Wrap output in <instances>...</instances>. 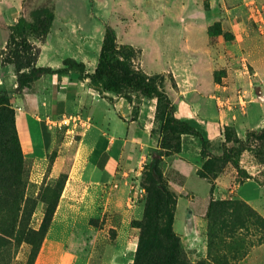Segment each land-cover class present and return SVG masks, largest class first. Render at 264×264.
<instances>
[{
  "label": "rangeland",
  "instance_id": "rangeland-1",
  "mask_svg": "<svg viewBox=\"0 0 264 264\" xmlns=\"http://www.w3.org/2000/svg\"><path fill=\"white\" fill-rule=\"evenodd\" d=\"M31 1L32 4L28 2L27 6L33 9L32 19L45 6L52 8L53 4L58 14L71 11V17L92 29L94 35H98L96 33L99 26L108 25L115 31L120 44L140 49L142 59L135 61V67L144 69L149 75L165 74L168 77L164 87L170 99L175 101L173 104L177 109L176 116L182 120L187 119L184 118L187 114L198 116L190 123L210 142V151L215 156L222 154L223 131L226 126L233 127L242 139L246 138L247 133L260 132L264 128V0H224L225 6L237 7L251 41L238 43L233 33L226 32L223 33L220 45L217 43V35L221 28L214 23L215 27L208 30L212 36L209 46L205 29L214 19L211 15H204V11L209 9V0ZM7 9L8 6L0 4V44L8 34L3 26L11 21ZM95 20L99 25L94 24ZM222 32L221 30L220 33ZM179 84L187 87L185 94H180ZM85 128L82 118L73 117L60 131L58 145L49 156L48 162L33 164L32 160L25 158L29 168L25 195L35 200L34 203H26L27 206L23 205L27 218L25 232L38 233L45 220L47 208L56 209L54 186H45L46 175L42 182H32V171L38 176L39 169H48L50 173L55 168H60L64 158L71 156V150H75L76 142ZM185 137L190 140L187 143L185 159L191 164H198L199 168L196 173L191 168L182 180L176 176L171 156L163 160L158 158L157 170L163 177V185L176 196L173 195L171 205L165 199L162 200V196L153 197L155 204L162 200L157 216L146 208L149 202L148 191L152 187L151 174L158 178L156 169L153 168L154 175L149 165L152 157L143 164L141 174L137 175L143 193L136 200H130L132 203L137 202L139 213L131 221L136 224L130 231L123 264H137L136 250L139 242L143 249L151 248L152 238L155 236L160 239L162 237V242L165 243L163 232L170 228L181 238L184 257L191 263L264 264V234L252 224L256 219L246 210L242 209L245 226L242 229L237 228L231 240L224 239L222 235L213 240L212 250H208L206 218L211 199L242 200L237 193L243 191L254 195L258 189L257 184L262 187L259 198L261 206L259 209L251 208L264 218V145L252 143L253 151L243 153L240 167L244 174L239 175L230 164L213 162L205 167L208 161L201 157L199 140ZM158 152L160 150L157 146L150 154L155 156ZM209 168L218 175L217 178L201 179L198 172L210 174ZM135 180L134 178L132 181ZM248 180L254 182L243 185ZM56 181L60 182L62 179L58 177ZM139 223L143 226H139ZM11 225L9 217H0V264H36L40 253L41 232L36 239L26 233L23 235L22 232L10 235L8 228ZM217 227H213V236ZM115 232L111 231L109 234L110 245L114 243ZM34 244L39 248L38 252ZM141 262L145 264V261H139V264Z\"/></svg>",
  "mask_w": 264,
  "mask_h": 264
},
{
  "label": "crops",
  "instance_id": "crops-1",
  "mask_svg": "<svg viewBox=\"0 0 264 264\" xmlns=\"http://www.w3.org/2000/svg\"><path fill=\"white\" fill-rule=\"evenodd\" d=\"M28 2L32 4L31 0H0L1 5L8 6L6 11L11 16L10 23L3 26L8 34L0 44V51L6 48L11 26L21 18L32 21L33 9L27 6ZM53 9L54 21L46 39L43 42L31 39L40 48L36 66L58 70L64 68V60L74 59L86 65L88 74L94 73L104 27L99 26L96 36L92 29L71 17V11L58 14L54 6ZM204 12L205 16L214 17L205 29L207 46L211 43L208 30L214 23L220 24L223 31L217 35L220 45L226 32L233 33L238 43L251 41L237 7L225 6L224 0H209V9ZM94 24L99 25L97 20ZM186 88L179 84L180 94H185ZM17 90L14 67L2 65L0 58V92L9 94L16 111L22 151L33 164L48 162L57 147L62 130L56 126L58 122L78 116L86 126L75 150L64 158L60 168L50 173L48 169H39L38 176L32 171L34 183L42 182L46 175L45 186H54L56 204L36 264H123L131 221L139 213L137 202H130L135 198L131 189L133 183L140 181L137 175L150 159L151 151L158 146V136L152 134L156 127V100L132 96L129 101L110 92L100 94L90 86L89 79H81L75 71L43 75L21 93ZM190 116L184 115L185 121L192 122L198 117ZM189 141L184 137L182 153L170 158L176 176L182 180L191 168L194 173L199 168L198 164L185 159ZM58 177L62 181L57 182ZM134 178L136 180L132 181ZM250 182L254 181L248 180L243 185ZM257 188L254 195L237 193L255 209L261 206L262 187L257 184ZM111 231H116L112 245L108 241Z\"/></svg>",
  "mask_w": 264,
  "mask_h": 264
},
{
  "label": "trees",
  "instance_id": "trees-1",
  "mask_svg": "<svg viewBox=\"0 0 264 264\" xmlns=\"http://www.w3.org/2000/svg\"><path fill=\"white\" fill-rule=\"evenodd\" d=\"M53 21V6L52 8L45 6L33 16L31 22L24 18L19 19L16 24L10 27V36L6 48L0 51L2 65H12L14 67L17 75L18 93H21L31 82L43 75L64 74L75 71L81 79H89L90 86L100 94L110 92L129 101L132 96H141L148 100L155 99L157 102L156 127L153 129L152 134L158 136V149L160 152L155 156L150 154L152 159L149 165L152 169H156L158 178L151 174L152 187L148 191L149 202L146 208L156 216L159 214V203L165 199V202L171 205L174 199L173 195H175L163 185V177L157 170L158 158L163 160L167 156L181 154L185 136L199 140L201 157L208 161L204 165L205 167L213 162L221 165L230 164L239 175L244 174V170L240 167V158L243 153L253 151L252 143L264 145V128L260 132L251 131L247 133L245 139H242L233 127L226 126L223 131L222 154L220 156L212 154L210 142L203 133L196 129L192 123L176 116V106L164 87L168 77L165 74L149 75L144 69L135 67V61L142 59V51L130 45L120 44L115 31L108 25H104L105 35L98 65L94 73L88 74L86 65L74 59L64 60V68L58 70L37 67L36 63L40 48L32 43L31 39L36 42H43L51 30ZM216 26L219 29L221 28L220 24H216ZM213 27L215 25L211 26L210 30ZM220 32L221 30L218 35H220ZM215 169L218 170L219 168ZM208 170L210 174H206L201 170L203 172L199 171L198 176L201 179L211 178V180H215L218 175L215 172L213 173L211 168ZM28 175L29 168L26 165L18 136L15 111L10 103L9 94L0 92V217H9L10 223H12L8 228L11 231L10 235H18L22 232L23 235L26 233L27 236L36 239L39 232H41L39 235L40 247L46 232L51 226L55 210L48 206L50 208H47L45 220L38 233L25 232L27 218L23 205L35 202V200L29 199L25 195ZM213 188L214 185H212V192ZM160 196H162V200L155 204L152 200L153 197L159 198ZM242 209L256 219V222L252 224L257 226L260 232L264 234V218L256 214L246 202L242 200L216 201L211 199L206 213L208 219V250L213 249V240L220 235L224 239L231 240L234 238L237 228L242 229L245 226L244 221H242ZM135 224L136 222L131 223L132 228ZM138 225L143 226L140 223ZM214 226L218 227L216 234L213 236ZM163 234L165 235V243L162 242L164 240L162 237L160 239V237L155 236L152 238L151 248L143 249L141 242H139L136 250L137 264H139V261H145V264H204V262L191 263L184 257L181 238L173 229L170 228ZM4 240L8 241V239ZM34 247L38 252L39 248L35 244Z\"/></svg>",
  "mask_w": 264,
  "mask_h": 264
},
{
  "label": "built area",
  "instance_id": "built-area-1",
  "mask_svg": "<svg viewBox=\"0 0 264 264\" xmlns=\"http://www.w3.org/2000/svg\"><path fill=\"white\" fill-rule=\"evenodd\" d=\"M73 118V117H72ZM72 118H65V119H63V120H61L60 122H58L57 124H56V126H58L59 128H63V126L64 125H67V123L69 122V121H71L72 120ZM136 184V185H135ZM133 186H132V191H134L135 192V198L133 199V200H136L137 198H138V195H142V193H143V189H142V187H141V185H140V181L139 182H137V183H135Z\"/></svg>",
  "mask_w": 264,
  "mask_h": 264
},
{
  "label": "water",
  "instance_id": "water-1",
  "mask_svg": "<svg viewBox=\"0 0 264 264\" xmlns=\"http://www.w3.org/2000/svg\"><path fill=\"white\" fill-rule=\"evenodd\" d=\"M153 172H154V175H155V171H154V169H153Z\"/></svg>",
  "mask_w": 264,
  "mask_h": 264
}]
</instances>
